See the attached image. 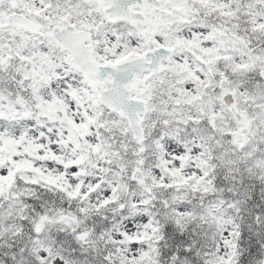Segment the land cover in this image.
I'll use <instances>...</instances> for the list:
<instances>
[{"label": "snow or ice", "instance_id": "6c2138e0", "mask_svg": "<svg viewBox=\"0 0 264 264\" xmlns=\"http://www.w3.org/2000/svg\"><path fill=\"white\" fill-rule=\"evenodd\" d=\"M0 264H264V0H0Z\"/></svg>", "mask_w": 264, "mask_h": 264}]
</instances>
